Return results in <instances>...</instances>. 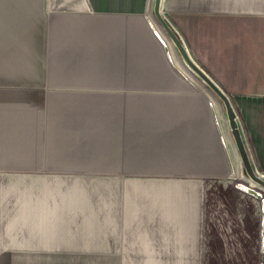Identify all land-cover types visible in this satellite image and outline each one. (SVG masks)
I'll return each instance as SVG.
<instances>
[{"label":"crops","instance_id":"obj_1","mask_svg":"<svg viewBox=\"0 0 264 264\" xmlns=\"http://www.w3.org/2000/svg\"><path fill=\"white\" fill-rule=\"evenodd\" d=\"M53 1L0 0V172L44 188L25 203L37 216L12 223L27 236L0 254L201 256L204 179L241 164L224 102L178 61L155 0ZM160 13L229 97L264 174V0H160Z\"/></svg>","mask_w":264,"mask_h":264},{"label":"rangeland","instance_id":"obj_2","mask_svg":"<svg viewBox=\"0 0 264 264\" xmlns=\"http://www.w3.org/2000/svg\"><path fill=\"white\" fill-rule=\"evenodd\" d=\"M63 1L54 0V6L72 7L70 2ZM177 58L185 71L196 78L198 84L205 85L207 90L211 89L190 68L180 52ZM211 91L214 93L212 89ZM214 94L219 98L216 93ZM223 113L227 116L225 107ZM229 133L233 139L230 128ZM235 167L237 169L235 175L230 172L225 178L204 179L206 188L202 210V255L153 258L157 260V263L161 261L160 264H165L164 262L172 260L175 264L178 260L177 264H264V188L246 175L242 160L240 165L235 162ZM262 175L264 176L263 173ZM68 178L63 177V179ZM36 179L43 178L0 172V243H11L13 241L11 235L15 232L27 236L26 226L14 229L16 225L12 226V223L37 216L34 210L25 206L27 199L42 198L44 188L37 186L42 181ZM46 179H60V177L49 176ZM241 184L258 190L262 197L257 198L242 190ZM57 188L50 190L49 195L59 193L60 190H55ZM69 191L73 192L72 188L64 189L63 192L69 193ZM29 195H31L30 198ZM68 243L75 244L76 242L69 241ZM0 264H108V258L73 255L36 256L27 254L25 251L4 249L0 254Z\"/></svg>","mask_w":264,"mask_h":264},{"label":"water","instance_id":"obj_3","mask_svg":"<svg viewBox=\"0 0 264 264\" xmlns=\"http://www.w3.org/2000/svg\"><path fill=\"white\" fill-rule=\"evenodd\" d=\"M154 13L159 24L165 30L167 36L171 39L174 45L177 47L178 51L187 62V64L195 71L206 83L207 85L218 95V97L224 102L226 106V112L228 116L229 125L231 128V133L236 144L238 153L241 157L242 164L247 176H249L255 183L264 187V176L258 172L251 161V158L248 154L244 141L242 139L241 131L238 126L236 119V113L232 106V103L226 93L218 86V84L206 73L188 54L184 44L176 33L171 29L167 24L160 13V0H155L154 4Z\"/></svg>","mask_w":264,"mask_h":264},{"label":"bare ground","instance_id":"obj_4","mask_svg":"<svg viewBox=\"0 0 264 264\" xmlns=\"http://www.w3.org/2000/svg\"><path fill=\"white\" fill-rule=\"evenodd\" d=\"M154 24H155V26H156V25L158 26V24H157L156 22H155ZM157 26H156V28H159V29H160L159 31L162 32L163 34H165V31L161 30V28H160L159 26H158V27H157ZM160 32H159V33H160ZM165 35H166V34H165ZM161 36H162V35H161ZM166 38H167L168 42L170 43V45L172 46V48L175 50L174 44H173V42L171 41V39H170L169 37H167V36H166ZM168 42H167V44H168ZM167 46H168V45H167ZM168 48H169V47H168ZM209 89H210V88H209ZM210 90H211V89H210ZM210 92H211L212 98H214L215 102H217L218 99H217L216 95H215L212 91H210ZM240 158H241V157H240ZM262 187H263V186H262ZM242 188H243V187H242ZM263 188H264V187H263ZM255 194H256V193H255ZM259 197L261 198V197H262V194H260Z\"/></svg>","mask_w":264,"mask_h":264},{"label":"built area","instance_id":"obj_5","mask_svg":"<svg viewBox=\"0 0 264 264\" xmlns=\"http://www.w3.org/2000/svg\"><path fill=\"white\" fill-rule=\"evenodd\" d=\"M166 46V45H165ZM166 48H167V46H166ZM167 50H168V48H167ZM216 122H217V124H218V126H219V123H218V119L216 118ZM223 139V138H222Z\"/></svg>","mask_w":264,"mask_h":264}]
</instances>
